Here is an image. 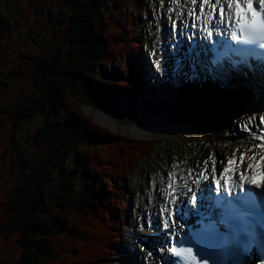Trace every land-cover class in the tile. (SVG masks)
Returning a JSON list of instances; mask_svg holds the SVG:
<instances>
[{
	"label": "trees",
	"instance_id": "1",
	"mask_svg": "<svg viewBox=\"0 0 264 264\" xmlns=\"http://www.w3.org/2000/svg\"><path fill=\"white\" fill-rule=\"evenodd\" d=\"M67 1L74 7L65 31L71 47L47 60H33L21 45L2 74L16 72L21 62L30 70V81L43 98L37 106L19 107L17 115L33 118L42 113L36 135L64 140L56 149L62 153L60 171L66 184L52 190L54 207L45 203L40 172L33 175L40 186L36 194L24 184L18 186L13 210L25 212L12 216L15 222L8 232L0 231V264H109L128 217L131 170L155 146V141L103 129L78 109L70 93L84 83L106 95L148 93L141 64L144 42L139 39L143 28L132 18L133 8L120 5L133 1L140 8L143 0ZM3 86L1 78L0 91ZM73 139L85 144L71 150ZM68 155L73 163H66Z\"/></svg>",
	"mask_w": 264,
	"mask_h": 264
},
{
	"label": "rangeland",
	"instance_id": "2",
	"mask_svg": "<svg viewBox=\"0 0 264 264\" xmlns=\"http://www.w3.org/2000/svg\"><path fill=\"white\" fill-rule=\"evenodd\" d=\"M172 4L170 5V0H145L140 10L135 9L133 15L141 25L139 29L143 28L142 39L146 43L148 53L143 62L150 72L148 79L153 91L151 94L120 97L118 92L114 91L106 95L100 89L85 83L80 87L78 85L70 92L78 109L103 129L138 139L147 137L136 136L132 127L137 125H145L166 132V134L148 137V139L157 140L158 150L147 159L136 163L131 170L129 220L127 227L125 226L123 230L125 242L116 255L112 256L111 264H134L136 256L133 254L132 246L135 234H139L147 226L150 215H160L161 196L155 197V183H158L157 190H165V176L171 174L177 166L188 169L197 168V166H203L206 160L211 162L210 154L215 153L220 158L226 154V149L233 151L234 148L211 143L206 138L200 137L201 131H197L193 137L186 136L185 131L150 125L152 122H158V124L169 126L179 122L180 119L188 118L183 115L184 111L179 116L175 114L173 118L167 117L169 109L177 107L175 102L178 103L179 84L174 79L169 83L165 82L154 67L156 58L161 56L160 52H165L159 43L162 41L163 46V39L168 36L167 29L170 28L171 21L167 20L166 16L173 11ZM121 5L124 6V3L121 2ZM73 8L67 0H0V79L2 78L5 83L4 89L0 91L1 232H8L15 222L12 221V216L24 211H14L11 202L20 193L17 189L20 184H24L36 194L40 186L33 175L37 172L44 175L41 191L45 203L50 207H54L55 203L52 190H57L66 184L64 180L66 176L60 171L62 153L57 151L64 140L36 135L37 128L44 121L42 113L33 118H19L17 115L19 107L37 106L43 98L41 92L30 81V70L25 63L21 62L16 67V72L4 76L2 74L21 45L25 54L33 60H47L52 53L63 52L70 48L71 43L66 40L65 31L68 15ZM146 10H150V16L144 12ZM179 18L183 19V16L175 13L174 21H178ZM154 51L157 53L156 56L152 55ZM165 65L167 69H171L172 59L167 57ZM182 85L189 89L196 86L197 89H203V86L198 83L193 85L189 82ZM209 88H211L210 92L220 91L219 84ZM99 113L106 115L109 126L104 122L106 120L102 121L99 118ZM236 120L237 117L232 122H237ZM231 124L221 123L219 131H226L227 127L231 128ZM168 139H176V145L164 142ZM76 144H85V142L73 139L70 142V149L76 147ZM221 161H224L223 157L217 160L218 163ZM73 162V157L68 155L66 163ZM73 184L76 191H79L81 188L79 179L75 177ZM144 222L147 224L144 225ZM136 238L142 239L141 236Z\"/></svg>",
	"mask_w": 264,
	"mask_h": 264
},
{
	"label": "bare ground",
	"instance_id": "3",
	"mask_svg": "<svg viewBox=\"0 0 264 264\" xmlns=\"http://www.w3.org/2000/svg\"><path fill=\"white\" fill-rule=\"evenodd\" d=\"M183 5L187 9L193 11L192 0H189L188 4L183 0L177 1L173 4V9L176 10L183 7ZM162 58H165V55H162ZM175 60L177 61L178 59ZM166 61L167 59H163L161 67L167 68L165 65ZM176 69H178V67H176ZM177 71L178 72L175 75V81L179 84V94L177 95L178 103L175 102V104H177L176 108L169 109L167 117L173 118L175 117V114L179 116L182 111L188 109L195 103V101H201V113L198 116H190L186 119H180L179 122L173 123L169 126L158 124V122H152L150 125L165 129L171 128L178 131H185L184 133L186 136L192 135L193 137H195L197 131H201L200 137H203L204 139L206 138L211 143L222 144L225 147H234L233 151H228V149H226V154L224 156H220V158H224L223 162L225 164L228 162L229 158L233 157L234 154L236 156L237 154L241 155V153H245L246 157L252 156L253 152L248 151V149L253 148L254 145L264 144V140L246 138L249 137L250 133L242 132L239 127L242 122L246 121L249 117L254 116L255 119L250 125L253 132L260 134L261 131L264 130V121L261 120V117H264V104H261L262 100L259 98L260 94L262 95L263 92L262 85H256L253 82L247 83L245 82L247 79L242 76L236 79L233 77H228V81L225 79V81L222 82V90H220L218 93H209L210 90L208 88V84L204 85L203 90L205 91L197 89V86L193 89H189L187 86L182 85H185L188 82L186 81L187 77L195 80V83L197 84V78H193L195 77L194 71H185V66L183 64L181 65V69ZM168 99H170V97ZM233 117H237V122H232ZM99 118L102 121L106 120L104 122L107 124L108 118H106L104 113H99ZM223 122L228 125L231 123L232 124L231 128L227 127L226 131L221 132L219 131V128ZM132 130L138 137L151 138L155 134H166L164 131L150 128L145 125H137L134 128L132 127ZM226 132L229 134L226 135ZM233 132L235 135L231 134ZM220 140L222 141L220 142ZM253 150L256 153V157L264 152V148L260 147H256ZM220 158L215 155V153L209 157L211 163H213V160H215V166L218 167V172L221 168H223H220L221 163L217 162V160ZM248 162L249 161L246 158L243 166L235 165V171L240 169L245 172L251 171L247 168ZM199 167L200 166H197V168L188 169L177 166V169L173 170L171 174L165 176V191L172 192V189L169 188V184L173 185L175 189L174 197H176V204L183 202V206H186V193H192L194 190L199 189V184L206 185L209 183L207 176L210 174L211 169L207 167V171H205L204 165L200 168ZM221 172L222 170H220L219 173L221 174ZM198 174H202L203 177H206V179H200L199 184L196 182L198 179ZM170 175L172 177L171 179H169ZM157 186L158 184L156 183V187ZM156 193V197L160 196L159 192ZM167 198L171 199L172 197ZM171 207L174 206H170V208ZM163 216L167 217L168 213L164 212ZM160 219V216H155V214H152L149 216V221H151V223H148L139 234H135L134 239L139 235L142 237L141 240L135 239L133 242V254L136 256V260H134L135 264H160V261H162L161 257L168 253V246L166 244L168 243L167 238L169 236L165 235V233H168L167 229L161 230L160 226L158 225L160 223Z\"/></svg>",
	"mask_w": 264,
	"mask_h": 264
},
{
	"label": "snow or ice",
	"instance_id": "4",
	"mask_svg": "<svg viewBox=\"0 0 264 264\" xmlns=\"http://www.w3.org/2000/svg\"><path fill=\"white\" fill-rule=\"evenodd\" d=\"M175 0H170V5L174 3ZM204 3H210L211 0H203ZM219 3V0H216ZM236 4V19L233 20L232 16H226L224 8L221 7L219 17L215 16V4L212 5V8L208 12V17L211 20V27L217 28L218 24L216 21H219V24H224L226 28L231 29L228 39L223 41L225 47V52L218 54L217 57L212 61V64L218 69H223L224 61L229 50L241 52V59L239 61L228 60V63L231 65V69L234 73L239 74L245 70L255 72L257 69L253 67L251 61L255 59L257 61L259 71L261 75H264V0H256V3H253V0H246V8L241 4L240 0H234ZM192 3L195 4L196 0H192ZM229 8H232V3H229ZM174 10V9H173ZM189 15H195V10ZM204 15V9L201 8V16ZM171 18V17H169ZM243 18V22L242 19ZM181 24L188 28L189 25L185 21H181ZM190 27H197V22L192 21ZM173 41L175 40V23L171 26ZM204 30L208 31V27L205 24ZM208 35L211 36L212 32L208 31ZM235 40L236 44L233 45L232 41ZM173 48H179V44L172 43ZM195 52V50H193ZM153 56H156L157 53L154 51ZM197 56L199 54H196ZM157 69L161 67L160 59L155 61L154 65ZM179 70V67L178 69ZM194 78V77H193ZM255 117H249L246 121L242 122L239 127L242 132L250 133L248 139H260L264 140V130L260 134L253 132L250 125ZM261 120L264 121V117H261ZM228 135L229 133H225ZM235 135V133H231ZM256 147L264 148V144L254 145L253 148L248 149L252 151L253 155L246 157L245 153H241L237 159L235 154L233 157L228 159L227 165L223 167L221 176L224 173H227L230 168L234 165L243 166L245 160L249 161L247 164L248 170L254 171L256 166L264 165V155L260 156L259 161L256 160V153L253 150ZM256 162L255 164L253 162ZM224 162L221 161V164ZM207 160L204 162V170L207 171ZM234 170V169H233ZM212 172H215V160H213ZM261 176L264 177V168H261ZM171 175L169 179H171ZM200 179H206L202 174H198L197 184H199ZM248 179L243 173L240 175V180L244 181ZM221 181L217 179L215 181V187L210 184H206L201 187V193L204 191L218 192L220 189ZM251 184L259 187L257 181L252 178ZM237 188L242 187L241 184L236 185ZM169 188L172 189V192H166L163 189L158 190L163 201L162 207L160 210L161 214V226L164 229H168L170 226L173 227L171 233H165L166 236L172 237L176 235L175 225L177 221L174 217L181 215V206L175 203L176 197H174L175 189L172 184H169ZM228 195H216L215 196V207L223 209L222 218L219 221V224L224 226L225 231H221V228L216 224L212 223L207 226L208 231L203 235H198L194 240L192 237H185V240L192 241L197 244L199 253L202 254V259L207 260L210 257H215L218 252L226 250L231 245L236 248V253L232 256L233 264H245V261L242 258V253L239 251L242 241L247 235V230L252 228L256 222L257 213L254 211V203L257 198H264V192H257L255 188H249L247 192L232 194V188L227 189ZM167 197H172L171 199ZM206 199L211 200L213 197L209 195ZM197 202V194L193 193L191 199L188 201L189 204H195ZM170 206H174L171 207ZM167 212L168 216L164 217L163 213ZM171 221V225L169 223ZM151 223V221H149ZM183 227V224L180 225ZM180 241H177L179 243ZM171 252L176 253L178 256L188 259L191 257L195 261V257L192 256V249H177L172 247ZM257 260L260 261V264H264V258L257 257ZM179 264V262H178ZM215 264V259H214Z\"/></svg>",
	"mask_w": 264,
	"mask_h": 264
},
{
	"label": "water",
	"instance_id": "5",
	"mask_svg": "<svg viewBox=\"0 0 264 264\" xmlns=\"http://www.w3.org/2000/svg\"><path fill=\"white\" fill-rule=\"evenodd\" d=\"M200 111H201V106L200 104H197V105H193L191 106L189 109H187L185 112H184V116H195V115H199L200 114ZM100 122V121H98ZM101 123V122H100ZM102 124V123H101ZM103 125V124H102Z\"/></svg>",
	"mask_w": 264,
	"mask_h": 264
}]
</instances>
